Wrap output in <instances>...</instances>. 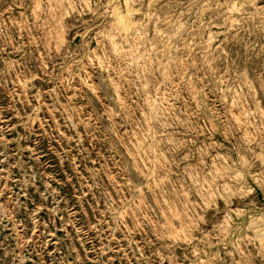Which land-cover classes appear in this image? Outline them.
Here are the masks:
<instances>
[{"label": "rangeland", "instance_id": "374dc122", "mask_svg": "<svg viewBox=\"0 0 264 264\" xmlns=\"http://www.w3.org/2000/svg\"><path fill=\"white\" fill-rule=\"evenodd\" d=\"M0 264H264V0H0Z\"/></svg>", "mask_w": 264, "mask_h": 264}]
</instances>
